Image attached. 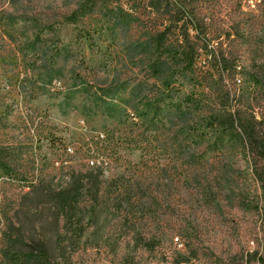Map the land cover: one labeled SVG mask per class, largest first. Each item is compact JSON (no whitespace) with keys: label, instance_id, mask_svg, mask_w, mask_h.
<instances>
[{"label":"rangeland","instance_id":"rangeland-1","mask_svg":"<svg viewBox=\"0 0 264 264\" xmlns=\"http://www.w3.org/2000/svg\"><path fill=\"white\" fill-rule=\"evenodd\" d=\"M152 1L0 0V264L8 263L9 235L61 261L62 222L37 186L62 187L90 162L107 181H133L138 203L153 204L149 215L125 217L110 194L97 213L85 203V239L72 264L264 259V212L261 203L253 209L260 187L250 164L229 148L214 152L198 132L179 131L174 105L192 87L177 92L175 82L166 90L146 58L156 47H184L170 20L180 7L201 30L194 44L203 72L213 71L206 59L264 72V0H167V8L164 2L155 10ZM163 30L162 44L151 47ZM257 92L253 106L261 117L264 89ZM102 145L112 155L103 163V150L94 151ZM226 167L230 181L222 178ZM133 233L149 249L135 247Z\"/></svg>","mask_w":264,"mask_h":264},{"label":"trees","instance_id":"trees-1","mask_svg":"<svg viewBox=\"0 0 264 264\" xmlns=\"http://www.w3.org/2000/svg\"><path fill=\"white\" fill-rule=\"evenodd\" d=\"M164 2L167 8L169 6L167 0H154L150 5L155 10ZM170 16L173 25L179 30L178 36L184 47L167 49L163 46L159 52V47L156 46L162 44L167 33L163 30L156 35V40H151L153 44L151 47H156L155 52L146 54L151 76L161 79L166 90H173L175 82L177 92L186 86L192 87L191 91L179 97L174 105L175 121L182 127L179 131L198 132L195 133L196 138L202 142L206 139L211 141L214 152L222 154L229 148L233 156L238 153L247 165L250 164L252 176L260 187V195L253 209H258V204L261 203L264 212V116L258 117L253 106L259 94L257 88L264 89V72L258 65H255V69L237 63L228 66L224 59L213 61L206 59L213 71L211 74L207 69L203 72V67L196 65L197 62H201L199 58L202 54L201 48L194 44L201 34L196 20L192 15L184 14L180 7L173 8ZM169 61L176 63V72L172 74ZM213 73L220 76L219 82L213 80ZM174 75L177 77L175 81L172 80ZM222 75L232 80L236 84L235 87L225 82ZM196 116H200L201 120L194 122ZM107 149L102 145L94 150H103L102 163L105 162L104 159L112 156L110 151L107 153ZM223 170L225 172L222 173V178L230 181L227 167ZM69 175L68 181L62 187L37 186L42 196L54 208L56 218L62 222V232L60 234L57 232L56 240L58 245L56 251L61 261L52 259V255L44 248L28 246L22 235L15 237L9 235L7 264H72L71 253L85 239L87 224L84 221L86 209L84 205L88 203L93 213H97L106 202L104 200L106 194H110L115 212L124 214L125 217L135 212L144 216L150 213L153 200L148 198L145 205H140L138 203L140 196L134 188L133 181H125L120 176L107 181L104 179L101 166L72 171ZM241 201L242 207L247 209L245 201ZM133 240L135 247L149 249V242H143L135 233ZM69 244L72 248L66 253ZM184 261L183 258H179L175 264ZM258 262L264 264V259H258Z\"/></svg>","mask_w":264,"mask_h":264},{"label":"built area","instance_id":"built-area-1","mask_svg":"<svg viewBox=\"0 0 264 264\" xmlns=\"http://www.w3.org/2000/svg\"><path fill=\"white\" fill-rule=\"evenodd\" d=\"M90 165H91V166H94V163H93V162H90Z\"/></svg>","mask_w":264,"mask_h":264}]
</instances>
